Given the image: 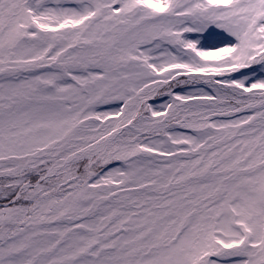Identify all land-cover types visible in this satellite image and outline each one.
Here are the masks:
<instances>
[{
  "label": "snow or ice",
  "instance_id": "obj_1",
  "mask_svg": "<svg viewBox=\"0 0 264 264\" xmlns=\"http://www.w3.org/2000/svg\"><path fill=\"white\" fill-rule=\"evenodd\" d=\"M0 264H264V0H0Z\"/></svg>",
  "mask_w": 264,
  "mask_h": 264
}]
</instances>
